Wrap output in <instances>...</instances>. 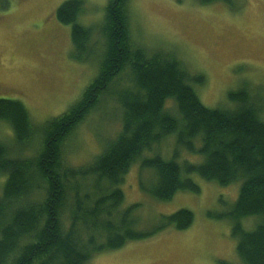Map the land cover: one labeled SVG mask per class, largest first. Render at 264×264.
I'll list each match as a JSON object with an SVG mask.
<instances>
[{
	"label": "trees",
	"instance_id": "trees-1",
	"mask_svg": "<svg viewBox=\"0 0 264 264\" xmlns=\"http://www.w3.org/2000/svg\"><path fill=\"white\" fill-rule=\"evenodd\" d=\"M84 7V0H64L54 12L59 23L70 26L74 57L90 54L91 37L100 38L97 71L80 96L38 124L21 100L0 97V121L31 150L15 151L0 141V264H87L92 255L129 241L168 227H189L193 213L180 208L149 229L137 228L136 204L123 205L118 183L138 158L155 174L147 191L158 201L179 190L197 193L194 175L219 185L239 181L236 200L224 214L236 239L238 264H264V119L255 96L243 86L228 92L225 106L204 105L195 91L204 82L202 73H191L172 52L134 40L131 0H106L93 34L92 26L79 20ZM123 71L132 86L118 94L120 130L88 166H64L67 140ZM168 101L175 112L166 108ZM171 135L177 147L197 153L200 161L180 162L176 149L170 158L155 152ZM152 150L151 156H140ZM251 217L254 227L244 228L241 219Z\"/></svg>",
	"mask_w": 264,
	"mask_h": 264
},
{
	"label": "rangeland",
	"instance_id": "rangeland-1",
	"mask_svg": "<svg viewBox=\"0 0 264 264\" xmlns=\"http://www.w3.org/2000/svg\"><path fill=\"white\" fill-rule=\"evenodd\" d=\"M62 1L0 0V97L21 100L36 124L64 111L97 71L100 38L96 30L106 0H84L79 20L92 26V34H96L91 37L90 54L77 53V57L72 54L70 26L59 23L54 13ZM131 8L132 37L138 44L172 52L191 73L204 75L203 84L195 87L204 105L225 106L229 91L246 86L264 119V0H231V4L221 0L205 4L199 0H131ZM131 86L127 71L112 80L97 107L67 140L64 166H88L115 136L122 115L118 94ZM166 108L175 112L173 101L166 102ZM0 141L15 151L31 152L25 143L16 141L3 121ZM174 149L180 162L200 161L197 153L177 147L172 135L155 152L170 158ZM153 153L144 151L140 156ZM194 177L197 193L179 190L171 199L158 201L147 191L155 174L136 159L118 187L124 206L136 204L137 228L149 229L162 215L180 208L192 211L193 222L186 229L168 227L118 249L96 253L87 264H220V260L238 264L236 239L225 215L236 200L240 182L219 185ZM3 181L0 176V187ZM255 222L253 217L241 219L246 229H252Z\"/></svg>",
	"mask_w": 264,
	"mask_h": 264
},
{
	"label": "bare ground",
	"instance_id": "bare-ground-1",
	"mask_svg": "<svg viewBox=\"0 0 264 264\" xmlns=\"http://www.w3.org/2000/svg\"><path fill=\"white\" fill-rule=\"evenodd\" d=\"M87 83V82H86ZM86 85V84H85ZM197 86V85H196ZM186 211V210H185Z\"/></svg>",
	"mask_w": 264,
	"mask_h": 264
}]
</instances>
